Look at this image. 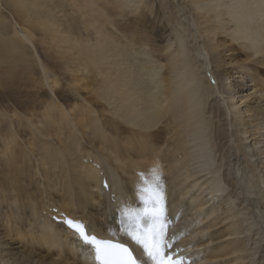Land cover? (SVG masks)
<instances>
[{
    "label": "bare ground",
    "instance_id": "1",
    "mask_svg": "<svg viewBox=\"0 0 264 264\" xmlns=\"http://www.w3.org/2000/svg\"><path fill=\"white\" fill-rule=\"evenodd\" d=\"M245 63L264 70V0H0V264H99L67 219L154 264L131 235L145 181L171 252L264 264Z\"/></svg>",
    "mask_w": 264,
    "mask_h": 264
},
{
    "label": "snow or ice",
    "instance_id": "2",
    "mask_svg": "<svg viewBox=\"0 0 264 264\" xmlns=\"http://www.w3.org/2000/svg\"><path fill=\"white\" fill-rule=\"evenodd\" d=\"M144 183L146 186L141 188L138 194L139 199L145 204V208L142 213L135 215L137 227L131 233L132 239L142 245L154 264H182V261L173 259V256L166 252L170 245H167L164 240V228L160 223L162 211L158 205L162 203L163 197L158 192V186L149 185L147 181ZM141 219L149 222V227L143 231L139 229ZM66 224L79 235L84 244L94 248L95 260L100 264H137L130 250L124 245L89 236L81 222L69 219Z\"/></svg>",
    "mask_w": 264,
    "mask_h": 264
},
{
    "label": "rangeland",
    "instance_id": "3",
    "mask_svg": "<svg viewBox=\"0 0 264 264\" xmlns=\"http://www.w3.org/2000/svg\"><path fill=\"white\" fill-rule=\"evenodd\" d=\"M240 66L243 67L242 71L247 70V75L237 74L235 75L234 79L239 82V84H242L244 86V92L237 96L236 100L232 103H236V105L241 106L242 110L246 109L248 105H255L256 100L261 98V95L259 92V89L264 86V70H261L259 68H256L254 65H251L249 63H245V65L238 64L235 66H231V68H240ZM243 73V72H242ZM233 80V81H235ZM32 92V90H28V93ZM25 94V93H24ZM259 102V101H258ZM227 115L230 116V112L227 111ZM182 159V156H179V160ZM89 163H93L92 160H89ZM95 166H97L95 164ZM106 182V181H105ZM103 187H104V181H103ZM56 209V208H54ZM132 209V208H131ZM129 212L133 213V211L129 210ZM169 219V217H167ZM206 235V234H201ZM184 237V236H183ZM167 238V235H166ZM205 264V263H202Z\"/></svg>",
    "mask_w": 264,
    "mask_h": 264
}]
</instances>
